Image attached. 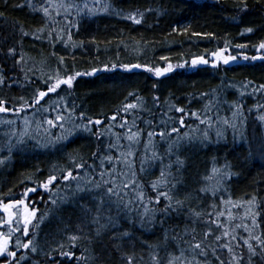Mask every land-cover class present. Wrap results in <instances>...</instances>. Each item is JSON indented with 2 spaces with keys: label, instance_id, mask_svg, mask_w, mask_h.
Instances as JSON below:
<instances>
[{
  "label": "snow or ice",
  "instance_id": "obj_1",
  "mask_svg": "<svg viewBox=\"0 0 264 264\" xmlns=\"http://www.w3.org/2000/svg\"><path fill=\"white\" fill-rule=\"evenodd\" d=\"M232 4L241 21L253 9L264 13V0H232ZM9 8L26 12L33 23L25 26L20 20L10 21ZM154 11L151 5L125 9L117 0H0V88L44 85L34 87L28 99L21 95L18 107L0 98V114H4L0 168L13 166L14 157L29 152H56L66 158L62 166L53 164L44 179H38L42 169L36 167L26 177L35 186L25 187L18 197L5 199L0 193V264H264V190L234 198L230 185L237 166L231 161L224 158L220 163L213 156L210 169L203 172L189 163V154L196 149L226 142L229 129L234 139L239 136L250 144L245 161L264 162V102L257 100L248 107L242 99L228 101L223 92L235 85L226 81L224 89L191 97L189 103L202 102L199 109L162 101L157 94L147 99L129 91L127 96L133 100L107 117L106 124L83 110L77 112L75 102L65 103L66 97L60 94L70 95L78 77L99 72L142 69L160 78L186 65L193 69L210 65L218 70L238 62V57L264 65V37L251 45L252 55H232L230 47L247 49L249 44L231 45L225 39L222 48L207 54L210 58L193 55L190 62L173 65L168 56H161L166 67L108 61L90 71H69L65 56L56 50L57 44L65 49L83 48L86 41H74L73 35L92 17L112 15L142 25ZM255 31L247 26L240 35ZM187 33L184 27L182 34ZM191 35L216 38L208 32ZM26 43L33 48L39 45L40 61L26 56ZM88 43L96 44L95 38ZM141 48L137 41L134 50ZM237 91L240 98H264V83L245 80ZM51 94L57 100L51 101ZM224 105L230 116L220 114ZM29 110H34L31 116L23 115ZM9 114L15 118H7ZM250 118L259 129L255 149L245 136ZM84 138L94 145L89 155L68 151ZM39 190L47 194L46 199L39 197L43 210L30 198ZM53 221L61 239L55 247L50 245L51 251H44L39 240L41 225ZM146 232L155 238L149 240Z\"/></svg>",
  "mask_w": 264,
  "mask_h": 264
},
{
  "label": "trees",
  "instance_id": "obj_2",
  "mask_svg": "<svg viewBox=\"0 0 264 264\" xmlns=\"http://www.w3.org/2000/svg\"><path fill=\"white\" fill-rule=\"evenodd\" d=\"M125 9L130 6L145 8L151 5L156 11L148 13L146 23L142 25H132L131 22L119 19L112 15H100L87 19L79 32H74V41H86L83 48L65 49L57 44L56 50L60 55L65 56V64L69 71H90L91 68L102 66L103 63L112 61L116 63H148L151 65L166 67L167 62L160 60L161 56H168L169 61L175 65L182 60H188L193 55H206L216 48L224 46L225 39L236 43H248L247 49H236L230 47L232 55L254 54L251 45L264 37V13L251 10L241 17L236 14L232 0H222L221 3H214L213 0H117ZM253 3L254 0H249ZM237 15L235 20L231 19ZM9 20H20L25 26L32 24L33 21L26 12L19 9H8ZM251 26L256 29L253 34L240 35L244 27ZM177 28L178 32H172V28ZM184 27L188 28L187 34H182ZM192 32L214 33L215 39L203 36H192ZM95 38L96 44L88 43ZM137 41L141 42L140 51H135L134 47ZM125 44L129 45L125 49ZM119 45V47H117ZM99 49V50H97ZM27 57L40 61L43 57L38 55L39 45L33 48L31 44L26 43L23 49ZM48 49H44V55L47 56ZM118 54V58H117ZM53 67H55V58ZM32 63V60L29 61ZM39 75V73H37ZM245 80H252L255 83H264V65L260 61L246 62L239 59L230 65H221L220 69H213L210 65H202L193 69L187 65L183 69H175L166 76L156 78L150 73L141 70H134L131 73L117 71L114 73L99 72L95 76H80L74 81V87L70 95L61 91V95L66 97L65 103L75 102L77 112L83 110L88 117L93 119L100 118L107 124V117H110L123 103L131 102L133 97L127 96L129 91H137L141 96L150 99L151 95L157 94L161 100H169L180 106H186L192 109L202 107V102L189 100L193 95L198 96L201 92H209L216 88L224 89V82L235 85L227 88L223 92V97L228 101L242 99L248 107H252L257 100L264 102V98L252 96L239 97L237 88ZM157 87L153 89L152 85ZM34 87L43 88L42 83L34 86L22 88L14 86L13 88H0V98L9 101V106H19L18 99L21 95L29 98ZM251 92V88L247 90ZM127 97V100H126ZM56 94H51L50 100H57ZM49 100L48 97L45 98ZM43 103V102H42ZM166 107V105H162ZM34 110H29L23 115L31 116ZM220 114L230 116L227 106L224 105ZM53 117L55 113H52ZM175 116L180 114L174 113ZM4 114H0V119ZM7 118H15L10 114ZM191 122V121H190ZM251 125L245 131V136L251 141L252 148H258L257 125L249 120ZM55 131V130H54ZM264 131V130H261ZM214 136V133H213ZM94 147L90 144L88 138L79 140L73 144L68 151L79 150L82 155H89ZM250 144L237 136L233 138L232 131L229 129L226 133V142L213 144L206 148H198L189 154V163L191 168L201 172L210 169L213 156L217 157L220 163L227 158L237 166V175L233 178L230 185V192L234 198H240L245 194H251L254 189L264 190V162L260 159L249 158L245 161ZM66 158L61 153L46 152L21 154L15 158L13 166L7 169L0 168V193L4 198H16L22 193L25 187L35 186L26 179L36 167L42 169L38 174V179H44L53 164L64 165ZM24 180L25 183H21ZM12 189L11 194L8 190ZM43 195L45 199L47 194L39 190L37 193H31L30 198L35 199L41 210L44 205L39 202V197ZM149 240L154 239L152 233H144ZM61 237L57 235L56 222H46L41 225L39 240L40 246L44 251H51V247L56 246V242ZM51 245V247H50ZM40 259H44L41 254ZM72 264V262H67Z\"/></svg>",
  "mask_w": 264,
  "mask_h": 264
}]
</instances>
